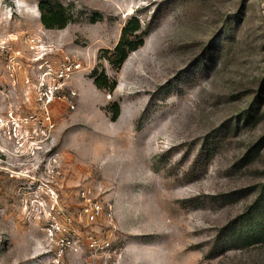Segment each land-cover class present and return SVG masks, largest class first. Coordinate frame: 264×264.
I'll use <instances>...</instances> for the list:
<instances>
[{
  "label": "rangeland",
  "instance_id": "374dc122",
  "mask_svg": "<svg viewBox=\"0 0 264 264\" xmlns=\"http://www.w3.org/2000/svg\"><path fill=\"white\" fill-rule=\"evenodd\" d=\"M59 1L48 30L39 0H0L1 111L40 119L39 75L74 66L49 138L0 161V264H264L234 237L264 202V0Z\"/></svg>",
  "mask_w": 264,
  "mask_h": 264
},
{
  "label": "built area",
  "instance_id": "2783aa9c",
  "mask_svg": "<svg viewBox=\"0 0 264 264\" xmlns=\"http://www.w3.org/2000/svg\"><path fill=\"white\" fill-rule=\"evenodd\" d=\"M73 74L74 66L64 63L56 70L49 67L39 75L33 95L41 112L40 119L29 112L14 109L1 111L0 108V161L38 149L49 138L53 128L50 124L49 107L61 95ZM40 124L42 127H38ZM100 213V207L92 205V218Z\"/></svg>",
  "mask_w": 264,
  "mask_h": 264
},
{
  "label": "trees",
  "instance_id": "16d2710c",
  "mask_svg": "<svg viewBox=\"0 0 264 264\" xmlns=\"http://www.w3.org/2000/svg\"><path fill=\"white\" fill-rule=\"evenodd\" d=\"M38 8L41 12V22L43 26L48 30H62L71 21L72 14L70 10L65 7L59 0H39ZM123 35L121 41L118 44L115 52L119 53L122 47L125 48V56L121 59L119 67L126 60L128 55L144 46L145 37L147 35L146 30L143 27L138 17H132L124 26ZM133 37L129 48L128 37ZM100 66L96 67L91 78L94 80V84L98 89H104L108 93L112 94L117 88V81L111 79L105 71H100ZM119 69V68H118ZM110 111L113 116L112 121H116L120 115V105L114 103L110 107ZM241 222L238 224V228L234 231L235 241L243 248L251 247L258 243L264 242V202L258 204L257 207L250 208L249 212L241 217Z\"/></svg>",
  "mask_w": 264,
  "mask_h": 264
},
{
  "label": "bare ground",
  "instance_id": "6f19581e",
  "mask_svg": "<svg viewBox=\"0 0 264 264\" xmlns=\"http://www.w3.org/2000/svg\"><path fill=\"white\" fill-rule=\"evenodd\" d=\"M130 14V13H129Z\"/></svg>",
  "mask_w": 264,
  "mask_h": 264
}]
</instances>
